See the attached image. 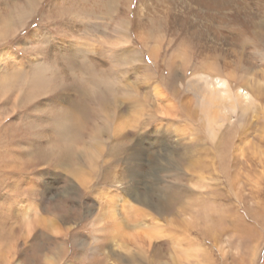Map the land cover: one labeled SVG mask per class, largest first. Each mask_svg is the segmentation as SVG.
<instances>
[{"label":"rangeland","instance_id":"374dc122","mask_svg":"<svg viewBox=\"0 0 264 264\" xmlns=\"http://www.w3.org/2000/svg\"><path fill=\"white\" fill-rule=\"evenodd\" d=\"M111 193L264 264V0H0V264H170L168 229L115 248Z\"/></svg>","mask_w":264,"mask_h":264},{"label":"bare ground","instance_id":"6f19581e","mask_svg":"<svg viewBox=\"0 0 264 264\" xmlns=\"http://www.w3.org/2000/svg\"><path fill=\"white\" fill-rule=\"evenodd\" d=\"M8 25H11V24H8V22H6V24L3 25L2 27L6 29V28H9ZM2 33L4 34V32ZM196 90H197L196 92L201 91L198 89ZM152 92H153V96L156 99L157 108L163 111H166V112L173 110L174 108L173 103H171V101L168 98H166L161 88L155 85L153 87ZM203 98L205 99L206 102L209 100L211 102L212 101L214 102L215 100L217 101V98L214 96L212 97V94L208 95L207 98H206V95H204ZM214 117L216 116L214 115ZM212 119L214 118L212 117ZM187 128L177 125L175 126L174 131H176L177 133L181 135H184L186 130L187 132H189ZM193 165L194 163L192 162L190 166H193ZM201 175L202 173L199 172L198 177H197V180L199 182L203 180L202 179L203 177ZM127 201L128 200H126L125 198H121L120 196H117L115 193L114 194L111 193L107 196V200L104 202V206L100 213L101 217L99 220L102 221L103 218L104 219L106 218V221L109 223L111 227L110 234H111V238L114 243L113 245L115 246L116 249H119L122 251H126L130 249V245L132 244V241L135 240L136 237L140 236L141 231L144 232V235L145 233L147 235L146 237L140 236L141 240H143V242L150 243L152 239V235L154 237V234H161V232H164L166 231V229H168L170 231L171 242L173 243V246H172L173 254L170 259L171 261L170 264H189L190 263L189 258L191 256L193 257L196 251H202V254H205V252L203 251L201 247V244L187 237L188 230L191 227V219L188 218V220L186 219L187 221L184 219H180L176 223L173 222V220L171 219L167 220V223L170 227H173V224H174L178 228H181V230H175L174 228L163 226V224L159 220H157L156 218H153L152 216H149V214H147L145 211H142L138 208H135L134 206H131L129 202ZM28 215L29 214H28V209H27L23 212V218L27 220ZM49 227L56 228L57 225L54 221H52ZM159 264H169V263H165V261H162Z\"/></svg>","mask_w":264,"mask_h":264},{"label":"snow or ice","instance_id":"6c2138e0","mask_svg":"<svg viewBox=\"0 0 264 264\" xmlns=\"http://www.w3.org/2000/svg\"><path fill=\"white\" fill-rule=\"evenodd\" d=\"M21 43L23 42V40L20 41ZM135 71H139V69H136Z\"/></svg>","mask_w":264,"mask_h":264}]
</instances>
